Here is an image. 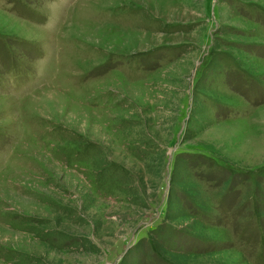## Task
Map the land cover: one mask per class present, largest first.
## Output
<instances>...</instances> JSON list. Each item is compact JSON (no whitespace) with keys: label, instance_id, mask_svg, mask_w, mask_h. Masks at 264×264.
Wrapping results in <instances>:
<instances>
[{"label":"rangeland","instance_id":"374dc122","mask_svg":"<svg viewBox=\"0 0 264 264\" xmlns=\"http://www.w3.org/2000/svg\"><path fill=\"white\" fill-rule=\"evenodd\" d=\"M0 264H264V0H0Z\"/></svg>","mask_w":264,"mask_h":264}]
</instances>
